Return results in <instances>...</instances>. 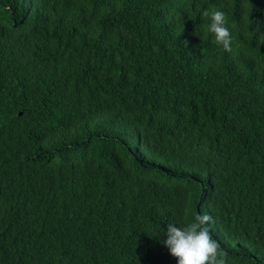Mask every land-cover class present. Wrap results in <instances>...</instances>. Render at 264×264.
<instances>
[{"label": "trees", "instance_id": "1", "mask_svg": "<svg viewBox=\"0 0 264 264\" xmlns=\"http://www.w3.org/2000/svg\"><path fill=\"white\" fill-rule=\"evenodd\" d=\"M261 37L264 0H0V264H177L201 213L264 264Z\"/></svg>", "mask_w": 264, "mask_h": 264}, {"label": "clouds", "instance_id": "2", "mask_svg": "<svg viewBox=\"0 0 264 264\" xmlns=\"http://www.w3.org/2000/svg\"><path fill=\"white\" fill-rule=\"evenodd\" d=\"M203 16L210 21L206 31L214 35L215 43L231 52L233 37L227 26L225 12L218 7H212L205 10ZM211 219L210 215L201 213L184 227H177V223L173 222L168 224L167 238L163 243L177 259V264H226L223 258H218L219 245L206 226Z\"/></svg>", "mask_w": 264, "mask_h": 264}]
</instances>
